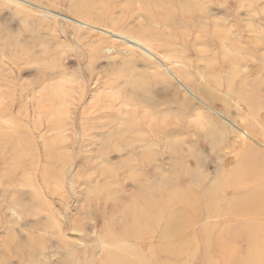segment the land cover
I'll return each mask as SVG.
<instances>
[{"label":"rangeland","instance_id":"374dc122","mask_svg":"<svg viewBox=\"0 0 264 264\" xmlns=\"http://www.w3.org/2000/svg\"><path fill=\"white\" fill-rule=\"evenodd\" d=\"M214 23L244 49L233 52L242 74L201 34ZM253 84L264 119V0H0V264H104L111 253L145 264L146 241L194 248L192 230L106 237L141 230L123 208L154 192L168 201L184 189L199 211L211 186L227 195L209 205L235 200L229 126L245 106L234 93ZM223 219L194 231L211 223L213 243ZM202 254L189 264H223Z\"/></svg>","mask_w":264,"mask_h":264},{"label":"bare ground","instance_id":"6f19581e","mask_svg":"<svg viewBox=\"0 0 264 264\" xmlns=\"http://www.w3.org/2000/svg\"><path fill=\"white\" fill-rule=\"evenodd\" d=\"M210 26H212L210 27L212 28V33H208L210 31L206 32V30L202 29L201 34L210 37L216 46L220 48L221 46H225V57L222 60L226 58L224 59L227 60L225 64L230 70L233 68L230 73L236 75L237 71H239L238 69H241L239 66L242 64V61L233 54L244 53V49L238 48L228 27L218 28L219 26L215 23ZM213 28L215 31H213ZM240 72L242 74V70ZM233 78L235 77L233 76ZM245 83L249 85L247 82ZM251 87L253 91L249 95L234 93L238 109L240 110L241 108V111H243L240 106L241 103L245 106L243 111L244 119H234L232 120L234 122H231V126H229L233 130L231 132L233 137L231 146L233 152L237 153L236 158L238 160L235 163V169L229 173L230 175L227 177L228 180H226L224 186L230 191V198L235 200L229 201L221 210L215 207L214 204H211L212 202L209 205L210 201H214V195L219 196L217 200L221 202H224L223 198L227 195L225 191L211 189V186L210 189L208 188V192L203 195L204 197H201L202 200H206L208 203H205L203 211H199L198 207L194 206L195 202L193 201L195 198L190 199L185 197L187 195L184 194V189L179 190V193L176 191L170 192L171 199L168 201L164 199V195L157 196L158 193L154 192L149 198L147 196L140 201L136 200V204L139 203V206L136 208H123L124 217L129 219L136 218L139 220L142 229L132 228L127 233L109 235L106 237L108 242H128L138 238L150 240L155 237L158 230V237L166 240L176 238V236H183L189 230H192L191 238L195 243L194 248L190 247V239H182L178 246H175L177 244L169 245L168 242L164 241L161 242L162 246H156L154 243L146 241L148 256L145 259L142 257L143 263L189 264L196 258V254L199 248H201L203 252L201 261H208L209 251L212 250V252L219 254V261L223 262V264H264V183L262 184L261 180L256 177V175L264 174V119L260 118L262 107L259 105L257 95V90L260 89V86L253 84ZM49 110L50 113H53L51 109ZM44 112H47V110ZM20 127L22 128V126ZM22 129L24 130V128ZM21 131L19 132L21 133ZM27 133L28 131L25 135ZM24 145L29 146L28 144ZM48 147L51 149L50 145ZM51 150L49 151L53 154L54 149ZM46 151L48 152V150ZM48 158L50 159V157ZM229 160L231 159L229 158L226 161L228 162ZM259 162L263 167H260V171L255 173L253 172L256 168L254 164L258 165ZM179 205L184 206V208L182 210L178 208L172 212V207ZM217 218H224V224L220 236L213 243L209 242L204 236V232L210 228L211 223L209 222L200 228L198 230L199 234L196 235L198 231L195 232L194 228L197 225L203 221ZM130 227L133 226L130 225ZM235 243H241L239 244L240 247H238L240 248L239 251L237 247H233ZM104 264L140 263L138 261L126 260L121 254L117 256L111 253L108 261Z\"/></svg>","mask_w":264,"mask_h":264}]
</instances>
